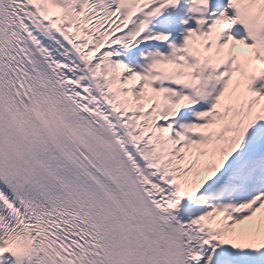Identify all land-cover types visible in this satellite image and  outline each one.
Listing matches in <instances>:
<instances>
[{
  "label": "snow or ice",
  "instance_id": "6c2138e0",
  "mask_svg": "<svg viewBox=\"0 0 264 264\" xmlns=\"http://www.w3.org/2000/svg\"><path fill=\"white\" fill-rule=\"evenodd\" d=\"M0 264H264V0H0Z\"/></svg>",
  "mask_w": 264,
  "mask_h": 264
}]
</instances>
